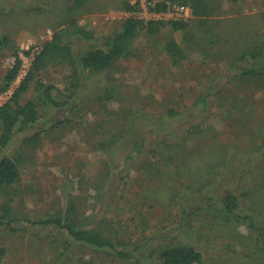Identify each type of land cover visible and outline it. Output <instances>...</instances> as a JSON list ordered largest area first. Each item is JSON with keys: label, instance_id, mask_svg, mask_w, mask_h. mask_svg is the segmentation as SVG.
Returning a JSON list of instances; mask_svg holds the SVG:
<instances>
[{"label": "rangeland", "instance_id": "obj_1", "mask_svg": "<svg viewBox=\"0 0 264 264\" xmlns=\"http://www.w3.org/2000/svg\"><path fill=\"white\" fill-rule=\"evenodd\" d=\"M137 1L90 0L74 10L73 0H0V102L25 80L22 70L33 72L19 104L35 101L41 116L0 153V160L21 159L20 180L0 187V209L13 222L0 226V264H162L161 253L177 247L197 250L204 264H264L249 223L219 213L228 196L238 198L241 213H264V177L244 172L250 151L264 142V75L242 76L251 63L245 52L264 49V0H189L186 7L207 14L183 31L142 32L135 55L100 74L78 79L70 64L54 61L33 68L56 34L71 38L78 57L86 43L71 36L75 29L113 37ZM170 42L184 53L177 66ZM18 58V77L1 91ZM39 81L60 90L78 84L79 98L51 116ZM204 95L210 104L203 108ZM49 118L66 123L46 132ZM36 134L38 143H26ZM142 138L148 146L137 152L132 141ZM69 206L114 247L69 249L65 231L44 224L64 218Z\"/></svg>", "mask_w": 264, "mask_h": 264}, {"label": "trees", "instance_id": "obj_2", "mask_svg": "<svg viewBox=\"0 0 264 264\" xmlns=\"http://www.w3.org/2000/svg\"><path fill=\"white\" fill-rule=\"evenodd\" d=\"M90 0H73V9L83 7ZM175 4L188 5L189 0H169ZM134 6L128 4L127 12L134 10ZM192 9L193 18L203 17L207 14V9L202 10L198 6L190 5ZM162 9L160 5L158 10ZM189 22H150L146 23L136 19L127 20L121 27V30L113 37H98L95 33L84 28H77L71 35L86 43V51L81 56H76L73 53L72 47L69 45L71 38H65L59 34L54 35L52 41L46 43L40 53L37 55L33 68H41L44 64L55 62L57 65L68 63L73 67L74 77L80 79L82 76H92L107 71L112 67L114 62L119 59L129 58L135 55L134 45L140 34L146 31L149 35H156L162 26H172L175 31H183ZM2 42H0V47ZM166 51L173 58L174 65H179L184 59V53L180 47L173 42L166 46ZM244 58H250L251 63L247 67H242V76L246 78L258 79L264 75V49L247 50ZM22 66V61L18 58L14 67L9 70L4 77L3 89L6 91L11 87L18 77ZM34 73L30 72L20 87L14 93L12 98L0 108V153L7 149L13 138L17 135L25 134L32 131L40 124L39 105L35 101H28L24 106L19 104V96L21 93L28 90L30 82L34 81ZM80 86L75 84L72 89L60 90L53 86H47L43 82H37L36 91L39 92L42 104L45 108L50 109L56 113L60 110L70 108L79 98ZM210 104V97L208 95L202 96L198 99L200 107H206ZM59 117V116H58ZM48 119L49 127L44 131L57 128L66 121L62 118L60 120ZM196 126L200 122L195 120ZM155 131V130H153ZM179 135L178 133L176 134ZM40 134H36L26 140V143H38ZM178 138V137H176ZM175 138V139H176ZM168 141L162 143L165 145ZM134 149L141 152L148 145L146 139L132 141ZM160 144V143H159ZM161 144L156 146L154 150L150 149L151 157L159 155ZM250 159L247 162V169L244 171L247 175L257 174L264 177V142L256 145L250 151ZM130 158V156H129ZM175 157H171V162L175 161ZM147 161V160H146ZM20 164L21 159L16 157L14 160L9 157H3L0 160V187L9 186L17 183L20 180ZM224 206L219 210L220 215H224L227 219L233 218L242 224L249 223L250 231L256 234L258 245L264 249V213L248 215L239 212L238 198L228 196L224 198ZM72 205V204H71ZM73 207L69 206L66 210L65 216L62 219H54L44 223L45 225H53L56 229L65 231L66 235L71 240L69 249L76 245H87L95 249L113 248L114 245L106 239L103 234L94 228L82 226L75 220L71 214ZM230 217V218H228ZM13 222L10 219V214L7 210L0 209V226L12 228ZM4 253H2L3 255ZM124 258L128 255L120 253ZM160 258L162 264H204L203 255L193 248H171L161 253Z\"/></svg>", "mask_w": 264, "mask_h": 264}, {"label": "built area", "instance_id": "obj_3", "mask_svg": "<svg viewBox=\"0 0 264 264\" xmlns=\"http://www.w3.org/2000/svg\"><path fill=\"white\" fill-rule=\"evenodd\" d=\"M160 5L162 6V9L158 10ZM134 6L135 8L132 11L133 19L146 23H172L179 21L187 22L193 17L191 8L180 6L178 4L172 3L169 0H138ZM26 76L27 72L22 70L19 78L25 79ZM8 101L9 100L0 102V108Z\"/></svg>", "mask_w": 264, "mask_h": 264}]
</instances>
